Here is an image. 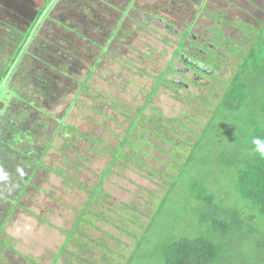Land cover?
<instances>
[{
  "label": "rangeland",
  "instance_id": "1",
  "mask_svg": "<svg viewBox=\"0 0 264 264\" xmlns=\"http://www.w3.org/2000/svg\"><path fill=\"white\" fill-rule=\"evenodd\" d=\"M54 1L0 0V34L7 31L0 41V57L5 56L7 64L13 59L14 65L16 60L10 84L0 91V98L3 97L0 110L4 108V100L16 104L19 99L25 105L33 103L40 108L30 114L31 118L20 117L19 108L7 111L16 116L17 125L9 123L3 130L13 125L19 134L23 132L19 149L26 155L33 151L32 158H25L27 175L33 169L36 172L19 207L5 225L2 240L11 249L0 250L5 257L0 256V264H123L166 199L162 213L155 216L137 264L144 261L154 264L152 258L158 257L159 247L167 240L199 236L217 239L202 222L204 207L194 193L203 194L207 188L206 194L228 199L242 211L251 208L236 194L234 176L227 163L248 157L252 128L256 122L264 128V76H256L251 64L242 80L255 85L249 90L256 91L250 102L240 113L222 112L217 116L220 98L216 97L226 91L231 79L240 75L242 62L234 55L239 56L245 49L243 41L235 31L225 29L234 43L220 49L225 57L221 73L199 86L190 85V91L168 84L159 87V79L166 72L169 81L183 80L174 72L183 68L180 60L174 58L180 37L171 35L163 23H146V18L159 11V3L170 4L181 14L175 17L177 25L189 23L195 15L202 14L196 29L203 37L210 36V31V42L216 46L219 30L209 29L215 24L208 18L217 19L213 14L216 5H224L225 0H204L201 8L207 10L203 13H199L197 5L180 0L184 8L173 5V0H105L111 2L107 3L109 6L101 0L86 3L77 0L83 10L93 5L91 12L74 8L71 0H58V7L42 25L40 36L29 34V43L20 46L16 53L20 32H27L37 21L39 11L43 7L48 9ZM251 1L246 0L250 6L243 4L248 15L236 9L229 11L244 15L252 23L257 40L264 36V3L255 6ZM80 13L91 20L85 29V39L74 32ZM160 16L168 20L167 15ZM78 24L81 29L84 23ZM176 30L178 26L173 27ZM51 48L56 50L52 60L57 66L67 69L66 73L81 83L88 82L78 86L67 80L65 99H57L58 92L53 90L58 85L38 84L45 66L32 68L31 55L48 57ZM98 59L101 60L96 64ZM28 63V68L22 69L23 78L15 79L17 73L21 74L20 66ZM1 71L4 70L0 65ZM92 71L94 76L90 80ZM147 105L144 116L149 118L148 128L156 122L163 131L155 128L154 132H146L140 123L132 126L135 115ZM60 122L75 128L78 135L67 136ZM3 130L1 133L8 135ZM128 134L131 138L123 150L121 144ZM116 153L121 155L117 161ZM192 153H196L195 159L188 163ZM40 158L42 168L38 167ZM14 177L12 182L19 183L18 172ZM21 184L18 190L24 182ZM18 190L9 184L1 189L5 196ZM94 196L95 202L90 207ZM8 205L7 201H0L2 221ZM83 214L87 223L82 222L79 228L77 245L73 242L67 245V234ZM233 254L234 258L238 256ZM104 258L112 263L104 262Z\"/></svg>",
  "mask_w": 264,
  "mask_h": 264
},
{
  "label": "trees",
  "instance_id": "2",
  "mask_svg": "<svg viewBox=\"0 0 264 264\" xmlns=\"http://www.w3.org/2000/svg\"><path fill=\"white\" fill-rule=\"evenodd\" d=\"M204 1V0H203ZM202 1V5H203ZM71 4L74 6V8H77L78 10H83L78 1L71 0ZM134 5V4H133ZM200 7H203V6ZM44 9H46L44 7ZM132 9V8H131ZM130 9V10H131ZM207 8L204 7L201 8L200 13H203L206 11ZM83 11H86L85 9ZM43 14L42 12L39 13L37 17V21L32 25V27L27 32H20L19 37H21L20 44L17 43L15 46L14 51L18 53V50L20 46H22L24 43L28 44L30 37L29 34H33L34 30L36 29L38 25V19ZM202 14H199L201 16ZM80 18L77 19L75 26V35L77 37H81L83 39L86 38V32L85 29L88 27L89 22L87 18H85V14L80 13ZM9 22V20H8ZM79 22L84 23L83 27L80 29ZM78 25V27H77ZM88 25V26H87ZM242 31H245L246 29L242 24L238 23L235 25ZM3 28V26H1ZM11 27V25H9ZM77 27V28H76ZM193 28V26H190V30ZM68 31H72L70 27L66 28ZM248 29V28H247ZM4 30V28H3ZM7 30V28H6ZM213 30V29H211ZM215 31V29H214ZM7 32V31H5ZM0 34V41L4 40L6 37V34ZM15 33H18L17 31H14ZM249 33L252 34V31H249ZM189 35V34H188ZM245 35V34H244ZM27 38H24V37ZM245 38L246 41H250V48L243 50L237 56L238 54H235V59H241L242 64L240 75H237V77L233 80L231 79V82L226 89V91L219 97L220 103L218 107V114L223 113H240L246 108V104L250 102V98L253 96V92H256L255 90L249 91L254 84H250V82L242 81L247 72H249L251 68V64L253 69L257 72L256 76L258 74H261V76H264V36L256 40V37H252V35L248 36L246 35ZM112 39V38H111ZM14 41V40H13ZM113 40H111L112 42ZM17 42V41H14ZM93 42V41H91ZM216 47H223L224 46L220 42H215ZM55 46V45H54ZM228 49V48H227ZM55 49L51 48L50 56L43 57V55L35 56L31 55L30 60L33 61V70L36 67L45 66L44 71L45 73H41V77L38 78V84H42L43 86L50 87L52 85L59 86L56 89H54V92H58L57 99H65L66 93L64 94L63 91L68 90V84L67 80L69 82H74L76 85L79 86V84H85L81 83L78 80H76L73 77H70L68 73H66L67 69H62L52 60L54 57ZM11 52V51H10ZM182 53V49H178L176 52L175 57L179 58ZM230 55V54H229ZM60 56V55H58ZM233 55H230L229 57L232 58ZM74 58L78 56L74 55ZM79 57H81L79 55ZM98 59L96 64L99 63ZM227 60V58H226ZM243 60V61H242ZM73 61V60H72ZM5 62V63H4ZM75 62V61H73ZM16 60L13 65V59L9 64H7V61L5 59V56L0 57V65L2 66V69L4 71L0 72V91L4 86H8L10 84V81L12 80V76L14 75L12 70L15 66ZM28 65H25L24 67L20 66V69L18 70L15 79L23 78V68H28ZM42 66V67H43ZM42 71V70H41ZM90 80L94 76V71L90 73ZM159 81V87H161L164 84L168 85H175L179 88V85H177L174 82H171L167 79V76L169 75L168 72L165 73ZM53 79V81L49 80ZM34 81V80H33ZM59 82V84H56ZM88 83V82H87ZM86 83V84H87ZM66 86H65V85ZM85 84V85H86ZM75 85V86H76ZM88 85V84H87ZM23 89L22 86H20V89ZM49 89V88H47ZM158 89V88H157ZM83 90V89H81ZM42 93H47V90H42ZM47 91V92H46ZM53 91L51 92V96H53ZM21 99L26 100L25 98L20 97ZM3 97L0 98V104H2ZM20 101V99H19ZM17 102L16 104H7V102H3L2 110H0V201H7L9 204L8 207L4 210L6 211V215H4V220L2 221L0 216V250L1 252L4 251V249H11V247L6 244L5 241L2 240L3 233L5 232V225L11 220L12 216L14 215L16 209L20 205V201L23 196L25 195L27 187L31 184V180L35 177L34 169L31 171L30 174L29 168L27 167V164L25 163V158H32V153H28L27 155L24 153V151H21L19 149L21 143L23 142L22 138L20 137V134L23 132L20 131V134L16 131V127L13 125L15 124L14 119H16V116L7 114V111L9 108L20 109V117H29L31 118L32 113L35 114V110H40L36 104L28 103L29 105H25V102ZM27 102H31L27 100ZM20 103H23L21 105ZM149 105L144 106L142 110H140L136 115L139 116V118L135 115V119L132 120V126L136 124H141L143 128H145L146 132H154L157 130L163 131L159 129V126L162 127L159 123H154V129L153 127L148 128L147 120L149 118L144 116V112L147 110ZM140 119L139 121L137 120ZM151 122V120H150ZM9 123H13L11 126H7L6 130H3L5 125H8ZM60 122L59 125L61 128H63L66 131L67 136L78 135V131L73 128L72 126L66 125L65 123ZM254 127L252 128V137L250 140V144L248 146L249 155L245 159L236 160L233 162L227 163L229 167L230 174H233L234 176V185H235V191L236 194L239 196L240 201H244L250 204L249 209H244L243 211L235 206V204L232 201H229L228 199H222L219 197L217 198L214 194H206L207 188L205 193L200 194V192L194 193L195 197L203 204L204 207V213L202 216V222L205 225H208L211 228L213 236H217V239H213L212 237L207 236H199L195 238H183V239H174V240H167L161 244L160 251L158 252V257H154L153 262L154 264H264V157H261L253 152V145L252 140L254 137H262L264 138V128L263 125H260L259 123H255ZM151 125V124H150ZM143 128H141L143 130ZM163 128V127H162ZM1 130L3 132H6L8 135H4L1 133ZM13 130L17 132L18 134L13 133ZM132 133L133 130H130ZM10 133H12L10 135ZM135 134V133H134ZM131 134H128L125 140L122 142V147L125 150L126 144L129 143ZM41 153L46 154V151L40 150ZM195 154L192 153L189 154L190 159L188 160V163H192L195 159ZM118 156V158H117ZM121 158V155L119 156L118 153H116V160H119ZM42 158L38 160V167L42 168ZM187 159V158H186ZM112 169H110L105 177L103 178L102 183L100 184L98 190L101 191L106 177L109 176ZM18 172V177L16 178L19 180V183L12 182V179H14L16 173ZM15 179V180H16ZM24 182V186L18 190V185L21 186ZM14 186L16 188L17 186V192L15 194H11L10 192L7 194L8 196H5V192L1 191L6 189L7 185ZM97 192V194H99ZM96 196L93 197L90 203V207L93 202H95ZM222 199V200H221ZM167 204V199L164 200V202L161 204L159 209L155 212V216L158 217L164 207ZM232 206H235L233 208ZM233 209H232V208ZM89 208V207H88ZM1 209V207H0ZM89 209H86V212H88ZM154 216L153 221L151 222L149 228L144 232L143 236L140 239H137L133 236V238L137 239L139 241L136 249L126 258V262L123 264H137L139 261V257L142 256L141 253L143 251V246L147 242L151 227L153 226L156 217ZM85 215L83 214L81 218L78 220L77 224L74 226L71 232L67 234L68 236V242L67 245L73 242L76 244V236L78 234L79 228L82 225V222L85 221ZM231 245V246H229ZM78 247L81 250L87 251L84 246L81 244H78ZM234 249V250H233ZM233 253H238V256L234 258ZM62 254V253H61ZM60 254V255H61ZM60 255L58 257H60ZM0 256L4 257L3 254H0ZM241 257V259H240ZM5 258V257H4ZM237 260V261H236ZM104 262L106 263H112L108 259L104 258ZM57 262H55L56 264ZM79 264H85L83 262H80ZM113 264V263H112ZM140 264H148V261H144Z\"/></svg>",
  "mask_w": 264,
  "mask_h": 264
},
{
  "label": "flooded vegetation",
  "instance_id": "3",
  "mask_svg": "<svg viewBox=\"0 0 264 264\" xmlns=\"http://www.w3.org/2000/svg\"><path fill=\"white\" fill-rule=\"evenodd\" d=\"M101 1L105 3V5L107 3H111L110 1L109 2H106L105 0H101ZM180 1L186 2L188 4H192V5L195 4L198 6V8H200V11H201L200 6L202 5L203 0L199 1L198 4H197V0H180ZM251 2H253L254 5L257 6L260 3H264V0H258V1L252 0ZM84 3H86V0H84ZM181 3L179 4L178 0H173V5L177 4L181 8H184L185 4L182 5ZM223 3L224 5H221L222 3L220 5L219 3L218 5H216L215 13L211 12L217 16V19L212 20L211 18H208L212 23L215 24L212 28H209V29L219 30L217 42L221 40L220 43L222 45H225L227 43L232 45L234 43L232 37L228 36V34L224 32L225 29H228V31L229 30L233 32L235 31V34H237L238 39L243 41V45L245 47L244 50L249 49L251 45L250 44L251 40L247 42L246 41L247 39L245 38V36L252 35V37H256L255 34L253 33V31L256 29L250 21H247L246 18L243 17L244 15L239 16L237 14H234V12H231L236 9L237 12L248 15L245 12V8L243 7L244 3L247 4L246 0L245 1L244 0H225V2ZM225 4H226V7H224ZM157 5L160 7L159 8L160 13L159 11H155V12L153 11L154 14H152L151 17L146 18V23H150L151 21L152 22L158 21V23H163L164 28H166V30H168V32L171 35L176 34V36L180 37V40L179 42H177V45H176L177 50L175 51L174 58H176L175 55L178 49H182V53L180 57L176 59L180 60V62L183 64V68L180 70L174 69V72H176L177 75L181 76L183 80H171V82L176 83L177 85L182 87L185 91H190L189 90L190 85L199 86L200 85L199 83L205 82V80L208 78H213L219 72L221 73L223 69L222 63H224V58H225L220 53V49H223V47L222 48L220 46L216 47L212 42H210V39H209V37L211 38L210 31H208L210 36L203 37L200 34V32H198V29H196L198 27V23L202 15L199 17L198 15H195L191 22L183 23L182 24L183 27H182L181 24L177 25L176 18H175V17H180L181 14H178L179 12L176 13L172 5L170 6L169 4L167 6V5H162L161 3ZM210 7L211 6H208V8ZM87 9L88 11L91 12L93 10V5L88 6ZM229 9L231 11H229ZM161 13H163L164 15H167L168 20L162 18L160 16ZM87 19H88L86 20L87 22L91 21L89 18ZM238 23L242 24L245 27L242 29L250 28L252 31V34L249 33L248 30L242 31L241 29L236 27L235 25H237ZM174 26L175 27L178 26V31L177 30L173 31ZM190 26H193L191 30L189 29ZM239 34H241L243 37H241ZM173 66L174 64H171V67ZM190 74H193V76L190 77L189 76ZM163 79H161V81ZM161 81H159V83Z\"/></svg>",
  "mask_w": 264,
  "mask_h": 264
},
{
  "label": "crops",
  "instance_id": "4",
  "mask_svg": "<svg viewBox=\"0 0 264 264\" xmlns=\"http://www.w3.org/2000/svg\"><path fill=\"white\" fill-rule=\"evenodd\" d=\"M57 1L58 0H55L54 1V3L46 10V9H44V7L39 11V13L40 12H42V16L41 17H39V19H38V25H37V27H36V29L34 30V32H33V34H31V36L33 37H39L40 36V33L42 32V25L45 23V22H47V19H48V17H49V15L52 13V11H55V9H57V7L58 6H56V3H57ZM77 1V0H76ZM85 10H87V9H85ZM39 15V14H38ZM38 17V16H37ZM44 18V19H43ZM42 20H43V22H42ZM42 22V23H41ZM45 25V24H44ZM43 25V26H44ZM39 35V36H38Z\"/></svg>",
  "mask_w": 264,
  "mask_h": 264
},
{
  "label": "clouds",
  "instance_id": "5",
  "mask_svg": "<svg viewBox=\"0 0 264 264\" xmlns=\"http://www.w3.org/2000/svg\"><path fill=\"white\" fill-rule=\"evenodd\" d=\"M253 152L261 157H264V138L254 137L252 140Z\"/></svg>",
  "mask_w": 264,
  "mask_h": 264
}]
</instances>
